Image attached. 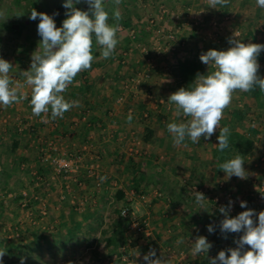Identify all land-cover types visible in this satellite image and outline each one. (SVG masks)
Here are the masks:
<instances>
[{
	"label": "crops",
	"instance_id": "0c3cea01",
	"mask_svg": "<svg viewBox=\"0 0 264 264\" xmlns=\"http://www.w3.org/2000/svg\"><path fill=\"white\" fill-rule=\"evenodd\" d=\"M150 1L152 3L154 2V0H149L147 4L151 5ZM165 1L174 10L188 9L190 6H194L193 4L197 6L202 2L206 6L205 8L212 10V12L222 8L219 6L218 9L208 7L207 0H200V3H198V0ZM104 2L109 3L107 6L111 7L109 13L111 16L114 9L119 7L121 14H123L122 16H124L127 22L137 20L134 12L137 3L133 2V0H121L119 6L114 5L112 3L113 0H104ZM78 6L80 8V5ZM223 8L232 13L230 25L240 28L243 32V37L249 43L264 44V30H262L264 28V8L257 6L256 0H230L228 5ZM0 11H3L2 7ZM1 20L2 18H0V23H2ZM166 25H168L167 21L165 23ZM9 30L14 31L17 29L7 26V31ZM189 33V39L190 41H194V46L191 44V47H181L178 53L175 54L173 61L181 54L199 58L202 53H206L210 49L227 50L229 48L228 38L225 36L220 45L216 46L207 39L203 30L200 33L189 30ZM12 49L11 44L8 45L0 41V52L3 54V59L10 58V60L13 59L16 62L20 61L21 57H17ZM132 50L133 48L130 49V51ZM97 52V56H94L91 69L78 74L80 78H75L67 92L63 94L68 101H79L80 107H73L64 114L63 119L57 118L55 121H57L58 126H51V121L53 120L51 119L50 112L46 117L44 114L40 117L33 116L30 107V89H24L28 92L29 101L24 99L21 103L13 104L7 108L0 106V176L10 173L11 169L15 166L19 171L21 170V175L28 172L29 168L27 166V168L24 167V162L28 163L31 159L30 154L38 148V143L29 136L27 137L26 133H18L15 130L17 122L25 120L28 116H31L30 120L34 124V129L37 134L43 139H54L59 146L67 145L69 151L79 149L87 141V135L93 133L94 138L92 142L95 148L93 150H97L101 155L100 167L106 173L105 175L109 183L106 182L107 180H103L102 183L98 184L90 180L82 193L88 194L89 197L93 195L95 198L99 197L100 194L104 198L105 204L103 203V205L106 206V209L103 211L104 215L107 213L106 211H112V208L109 206H118L123 201L114 196L116 189L123 190V199L130 200V202L135 199L136 208H138V203L143 204L144 202L147 204L143 205L147 208L145 212L147 214L154 212L156 215L151 216L161 221L159 224H162V227L158 231H155L157 237H150L146 241L155 250L156 258L161 256L166 257L167 251L170 250L173 253L175 262L178 261V264H182V262L185 264H206L208 261L206 256L203 254L193 256L191 254L193 242L198 236H205L208 242L211 243L212 247L209 252L213 253L214 257L218 255L219 251L224 250L219 248L221 247L220 244H222V247H226L225 251L229 248L237 247V245L231 243L227 244L224 234H214L215 229L211 234L208 233L207 228H205V233L196 231L194 223L197 218H201V215H186L185 211L182 210L181 204L177 206L172 205L173 196L177 191L176 183L178 177L186 171L189 173L190 171H200L202 167H206L205 160H208L207 164L210 165V149L208 145L216 137H210L209 143L207 144L205 143V138L202 136L200 141L195 144L187 140L182 145H174L172 136L167 131L166 126L170 122H177L175 119L167 118L165 120L164 118L165 121L163 122V120L154 118L145 120L140 116L143 108L148 109L150 99L153 97V91L151 93L152 96L148 95L146 97L142 95V97L136 99L137 102L133 98L127 97L126 100L129 98L132 100H124L119 106L115 104L116 100L114 101V98L126 92L123 83L128 79L127 74L129 71L134 68L137 69L140 66L139 68H142L143 71L152 73L156 69L160 70V64L165 65V62L167 64L170 62L165 61V59H160L158 60L160 61L159 65L155 62L151 65L146 59L137 58L135 55L136 51H134L129 54L125 63H119L115 53L110 58L103 59L99 46ZM25 57L23 56V59ZM27 60L29 61L28 58ZM258 61L261 63L258 72L264 78V50L259 54ZM29 63L25 65L21 63L15 67L13 66L10 73L27 71L28 66L30 67L31 65ZM153 66L156 67L153 68ZM207 69L209 71L212 70L208 66ZM11 78L15 82L23 83V81H20V78L16 79L12 76ZM22 79L24 80L25 78L22 76ZM151 81L150 76L149 81L147 80L145 82L146 92L152 88ZM137 91L141 95V89ZM238 92L241 93L242 97L241 103L239 102V108L243 109L248 99L254 93V90ZM261 100L264 101V96H262ZM159 101H162V99L160 98ZM128 106L134 108V113H131L133 117L131 124L127 122L129 115L127 111ZM248 113L251 114L248 121L243 116L238 120L240 124L236 125L231 123L234 129L245 137H249L251 140V150L244 155L245 158L250 155L252 156V151H255V154L264 152V104L257 109L250 108L246 114ZM84 125H90L91 127L86 137L81 139L77 137V131ZM109 128H114V135L103 138L102 132H105ZM248 131H250L252 136ZM132 142L138 144L140 154L137 157L131 158L127 156L125 149ZM88 160L87 158L84 160L85 164L88 163ZM22 180L26 182L24 177H22ZM78 185L79 187L81 186V184ZM99 185H102V187L100 188ZM112 185L115 187H112ZM128 188L134 189L136 192H141V198L138 200V196L134 197L132 191L127 190ZM157 190H160V192L158 193ZM49 194L52 195H50V203L54 208L59 209L58 212L60 215L72 214L68 208L65 210L61 204L75 197L72 196L74 194L73 191L66 193V200H56L57 205L53 204L52 199L55 197L58 199L57 188L54 187ZM80 198L83 197L80 196ZM95 198L94 202H97ZM72 201L70 199L71 203ZM90 209L86 211V214L95 211L92 208ZM149 216L147 215V218ZM228 216L230 217V215ZM217 217L218 215H215L212 222L218 221L219 219ZM236 235L241 236L243 232L236 233ZM213 236L217 237L218 243L214 242L212 239ZM180 238H183V243L178 244L177 241ZM247 249L248 246H245V250ZM226 255H230V253L226 251ZM207 264H209V261Z\"/></svg>",
	"mask_w": 264,
	"mask_h": 264
},
{
	"label": "clouds",
	"instance_id": "9594fccd",
	"mask_svg": "<svg viewBox=\"0 0 264 264\" xmlns=\"http://www.w3.org/2000/svg\"><path fill=\"white\" fill-rule=\"evenodd\" d=\"M81 0H65L63 7L67 9L66 18L62 26L57 27L53 16L47 13L30 11L29 19L39 18L37 26L38 35L41 37L39 46L32 54L30 69L21 72L25 78L23 83L15 82L9 75L12 64L0 58V106L5 108L21 103L28 99L30 89V107L33 116L46 117L49 112L51 119H63L64 114L73 107H80L79 101H68L63 95L67 92L75 78L83 71L92 67L94 60L93 44L99 46L101 57L110 58L119 43L118 32L122 19L119 7L112 12V19L117 23L109 24V11L106 10L104 0H85L88 10L83 11L75 7ZM119 6L121 0H113ZM229 0H207L210 8L225 7ZM257 6L264 8V0H256ZM6 13L0 11V18ZM18 13L17 16H23ZM231 45L227 50L210 49L202 53L200 61L211 68L206 74H197L193 83L186 89L181 87L168 97V103L174 106V115L183 116L187 122H170L167 131L172 136L176 146L184 144L187 140L198 143L203 136L209 139L219 128L218 151L223 152L229 148L230 129L221 127L220 121L224 117L237 91L249 92L254 87L264 92V78L258 76V56L264 50V44L244 43L239 39L231 38ZM131 112L127 122H132ZM244 160L240 154L223 163L218 164V169L223 170L227 178L233 175L244 179L246 171L243 167ZM101 181L106 177H101ZM206 197L201 192H195V202L201 208L205 207ZM228 208L221 207L219 211L224 214L220 222V231L227 238V233H241L243 235L235 240L237 247L219 251L218 255L209 260V264H264V211L256 213L248 209L235 217L228 216ZM241 208H246L244 201L240 202ZM126 210L121 213L124 215ZM253 217H258V221ZM208 232H214V227L207 226ZM177 243H183L180 238ZM245 246L248 249L245 250ZM212 247L205 236H198L193 242L191 254H206ZM6 250L0 249V264ZM127 259V257H126ZM146 264H169L161 256L156 258V252L151 249L144 255ZM21 264H24L23 259Z\"/></svg>",
	"mask_w": 264,
	"mask_h": 264
},
{
	"label": "rangeland",
	"instance_id": "374dc122",
	"mask_svg": "<svg viewBox=\"0 0 264 264\" xmlns=\"http://www.w3.org/2000/svg\"><path fill=\"white\" fill-rule=\"evenodd\" d=\"M198 1H199L198 3H200V0ZM64 2L65 0H0V10L2 7L3 11L6 13V15L2 17V20H1L2 23H0V27H1L0 41H3L5 44H8V45L11 44L13 47L12 49L13 53H16L15 55H17V57H21L20 61L18 62L14 61L13 59L10 60V58L6 59L8 62H11V64L14 63L12 66L15 67L17 64L19 65L21 63H24L25 65V64H28L29 62H30L29 64H31L32 54L36 51V49L39 46V42L41 41V37L38 35V31H37V26L39 24V18H37L36 20L29 19L30 11L32 9H35L38 13L43 12V13H47L50 15L51 8L59 4H64ZM133 2L137 3V6H135L136 9L134 11L135 15L137 16V20L136 21L131 20L130 22L129 21L127 22L124 19V16H122V19L118 22L121 28L117 34L119 43L114 52L115 56H117V59H118V56H120L122 52L126 49L128 53L126 56H124L125 62L129 54L134 51H136L135 55L137 58L144 59L142 53L140 52L139 48H137V46L131 47L130 45V47L133 48L132 51L129 50L130 47L126 48L127 44L130 43L129 30L135 29L138 31V41L142 43L143 45H146L150 49L149 56L152 57L154 59L153 61L155 63H158L159 65L160 61L158 60H160V58L159 59L157 58L155 60L156 54L151 49V46L155 39H154V36L152 35V30L150 32L149 30L145 28V21L150 16L156 17L158 15L159 7L161 4L168 7L172 11L174 9H172V6L168 5V3L165 0H154L153 3L150 1L151 5L147 4L149 0H133ZM108 4L104 2L106 10H108L110 13L111 7H108L107 6ZM78 5H80V10H83V11L88 10L89 6L85 2V0H81V2ZM193 5L194 6H190V8L188 9H177L175 10V13L176 12L180 13L181 17H184V19H186V15L188 13H194L197 9H203L206 15L213 13L212 10L205 8L206 6H204L203 2L201 4H198L197 6L196 4H193ZM216 11L220 12V9ZM18 13H23L24 15L18 17L17 16ZM64 19L65 18L56 20L57 27L62 26V21ZM109 20L110 22L112 20V22L111 23L109 22V24L117 23L115 20L112 19V16L110 14H109ZM166 21L168 22V25L165 26ZM7 26L16 28L17 30L7 31ZM174 26H175V20L172 19L171 16L167 18L164 17L161 20L159 19L157 21L155 28L156 29L158 28L161 31L160 40H162V38H164L169 32H171L174 29ZM153 28L154 27H152L151 29ZM202 30L204 31V29H200L197 31L200 33V31ZM178 35L186 39V44L184 45L185 47H191V44L194 46V41L193 40L190 41L189 39V36H190L189 28H184L182 32H180V34ZM166 54L168 56L162 57L161 59H165V61H168L170 63L167 64V62H165V65L160 64L161 66L160 70L158 69L154 70L152 72L153 74L147 73V76L142 81V82H146L147 80L149 81V78L151 76V80H152L151 90L146 92L145 86L141 85L139 88L142 91L141 95H139V92L136 91V94H135L136 96L133 100L137 102L136 100L137 98L142 97V95H145L146 97L148 95L150 96L153 91V97L152 98L149 97L151 99H150V105L148 106V109L143 108L142 111L144 110L151 111L154 113V115L162 114L165 120L167 118H171V119H175L177 122H187L188 118H185L183 116L177 117L174 115V106L170 105L167 101L168 97L173 93V83L175 79L171 75V72H169V68L171 66V63L173 62V58L176 53L168 54L166 52ZM5 55H4V58H5ZM23 56H26L25 59H23ZM27 58L29 59V61L27 60ZM152 64L153 62L151 63V65ZM139 67L137 69L134 68L131 71H129V68H128L129 73L127 75L131 76L134 72L138 70H142V68H139ZM155 67L156 66H153V68ZM29 69L30 67L28 66V70ZM9 75L12 77H15L16 79L20 78L21 79L20 81L24 82V80L22 79L21 72L9 73ZM77 77L80 78V75H78ZM117 97L114 98V101L117 99ZM126 98H125V101H127ZM160 98L162 99V101H159ZM241 101H242L241 93H239L238 91L235 92L233 94V99H232L230 106L227 109H225L224 117L220 121L221 127H224L225 125L231 124V123L236 124V125L240 124L238 121L240 120L239 119L240 117L237 115V113L235 114V116H232L228 113V110L238 109L239 102L241 103ZM115 104L117 106L120 105L119 103H116V102ZM250 116L251 114L249 113L246 114L245 119L247 118L246 120L248 121ZM152 118L156 119L155 116H153ZM218 131H219V128L216 129V131L211 137H217ZM248 132L250 134V131ZM209 140L210 139H205V143L206 144L209 143ZM213 141H215V139ZM210 145H208L209 149H210ZM254 152L255 151L251 152V154L253 153L252 156L250 155L244 159L245 163L243 167L247 173L246 178L244 179H240L236 176H234L233 178H227L224 172L221 173L220 175H216L214 171H212L213 170L212 165L207 164L208 160L207 161L205 160L206 167L204 168L202 167L200 171H190V173L186 171L185 173H182L178 177L176 184H177L178 195L179 196L182 195V197H184V199L181 200V206H182V210L185 211L186 215L188 214L195 215V214H192L193 212L194 213L212 212V210L215 209L214 204H212V196L222 195L223 191L225 190L230 191V193L232 194L231 197L226 199L225 201L226 208H228L229 201L232 202L231 207H230L231 211L228 210V215H230V217H235L239 213L246 211L250 209L251 207H252L251 209H257V213H259L260 211H264V197L260 199H254L253 196L251 195V192L256 189L254 180L264 181V152H262L261 154H255ZM38 156H39V150L38 148H36V150L35 151L33 150V152L30 154L31 159L28 161V163L24 162V167L27 166L29 168L28 172L24 173V175H21L20 173L21 170L19 171V169L16 168L15 166L14 168L11 169L10 173H6L5 175L0 176V189L8 190V191H15L20 188H27V190L29 191L31 195H35V194L41 195L42 198L45 199L46 204H47L46 205V211H47L46 215H29V216L18 215L19 208L18 209L15 208L17 209V211H14L13 209L16 206L13 204L9 205L11 198L0 204V234L6 233L8 234V236H10L14 233L13 231L15 230L10 229L9 227H10V222L14 219L15 215L19 216L17 217V219L18 221L20 220L22 224L30 225V229H26L24 232H22L21 230L19 232L18 237H12V236L8 237L19 243L21 241L22 242L26 241L28 239V236H31L32 232L37 231L39 226L40 227L45 226L46 222L50 223L51 225H54V224L60 225L62 234H64L65 226L67 224L69 225L71 221L73 220L81 221L83 219V215L86 214V211L91 210L90 208L93 207L94 204L96 205H100L103 203L105 204L104 198L101 197L100 194H99V197L97 198L91 195L92 198H95V200H97V202H93L90 200L88 194L82 193L83 190L85 189V186L88 185L90 180L93 183H95V180L87 177L83 170H81L76 176L75 175L74 176L59 175L54 178H48L46 180H42V183L39 184V186H33L34 184L33 182L36 180V175L39 174L38 172L36 174L33 173L34 171H38L37 167L40 163L39 162L40 159ZM34 162L36 163L33 164ZM103 173H104V177H106L105 180H107V176L105 175L106 173L104 171ZM22 177L25 178L26 182L22 180ZM74 177L76 178V180L80 181L81 183L80 187L77 184V182L74 181ZM20 178H21V181H23L24 186L19 185ZM220 180L224 181V184L222 186L219 185ZM106 182H108V180ZM100 183H102V181H100ZM66 184H70L67 190L65 188ZM193 185H196L197 187H199L200 190L199 191L193 190L192 188ZM54 187L57 188L58 195L61 193L60 192L61 190L65 189V193H70L71 191H73L74 194H72V196L78 197V198H75V197L70 198V199H73L77 203V209L71 208V205L73 203L70 202V199H68L67 201L68 203L65 202L61 204L65 208V210L68 208V210L72 212L71 215H60L58 212L59 209L54 208L52 204L50 203L51 194H49V192H51ZM99 187L101 188L102 185H99ZM112 187H115V186L112 185ZM127 190L128 191L131 190L134 193L133 195L134 197L138 196L137 197L138 200L141 198V192H136L134 189H131V188L130 189L128 188ZM157 191L158 193L160 192V190H157ZM195 192H201L204 194V196L207 199L204 202L205 207L201 208L199 205H197V203L195 202ZM136 194H139V195H136ZM80 196L83 197V199L84 198L87 199L82 204L81 203L78 204V202L82 200ZM174 196H173V199H174ZM52 199H53V204H56V205L58 204L56 203V200H66L64 198H59V197L58 199L56 197ZM134 200L131 202L129 200L127 205L133 210V212L135 213L137 217H139L140 219L144 218L148 221L149 235H134L133 237H131V235L128 232L126 233L128 242L125 248H123V250L126 251L123 255H126V257L128 258V261L125 262L122 260V264H146V262L142 259V254L146 248H149L150 250L152 249L151 244H147L148 242L146 241L150 237H157L155 234V231H158V229L162 227L161 226L162 224H159V222L161 221L151 216V215H156L154 212L150 214H147L145 212L147 208L143 206L145 204L144 202L143 204L138 203L137 204L138 208H136V203ZM241 201L246 202L247 204L246 208H241L240 206ZM122 205H123V201L118 206L117 205L109 206L110 208H112V211L111 210L106 211L107 213L104 216L105 222L102 226V229H106L107 226H109L112 219L115 217V210L121 207ZM49 210H50V214H49ZM38 211H39V206L34 205V214H37ZM147 215H150L149 218H147ZM215 215H218L217 219H219L218 222L220 225V222L224 219V214H222L218 210L217 212H215ZM29 218L34 219L36 221L35 224H31L29 222ZM253 219L258 221V217H253ZM190 222L192 221L190 220ZM194 226L196 227V231L200 233H205V228H207L208 225L206 224V220L204 218L201 220H197V222L194 223ZM219 233H221L220 227L219 226L215 227L214 234L219 235ZM130 238L131 240H129ZM212 239L216 243L219 242L216 236H213ZM102 245H103V236L99 232V230L93 231L88 234L85 232V227H83L81 232L77 233L76 235H67V236L64 235V241H63V244L61 245H56V246L50 245L49 240H42L39 245V248L34 252V254L31 255L30 259L34 261V263L32 264H107ZM170 264H174V262L171 261ZM182 264H185V263L182 262Z\"/></svg>",
	"mask_w": 264,
	"mask_h": 264
},
{
	"label": "built area",
	"instance_id": "2783aa9c",
	"mask_svg": "<svg viewBox=\"0 0 264 264\" xmlns=\"http://www.w3.org/2000/svg\"><path fill=\"white\" fill-rule=\"evenodd\" d=\"M174 13V14H173ZM171 16L172 19L175 20V26L174 29L169 32L162 40L161 38V31L157 28H155L157 21L160 19H163L164 17L167 18ZM232 19V14L230 12H219L214 11L213 13L206 15L203 9H199L195 11L194 13H188L186 15V19L184 17H181L180 13L176 12L175 10H170L168 7L164 6L163 4L160 5L158 15L150 16L145 21V28L151 32L154 36V42L151 46L152 51L156 54L155 60L162 57H167L169 54H175L178 52V50L183 47L186 44V39L178 34L182 32L184 28H189L190 31L196 32L197 30L204 29L205 35L207 39L212 42L214 45H220L222 39L225 37L228 38V43L231 38H236L241 40L244 43H249L244 37L243 32L240 28L230 25ZM154 27L153 29H151ZM121 28V27H120ZM264 30V28H262ZM129 39L130 43L127 44L126 48H129L130 45L137 46L139 48L140 52L142 53L144 59L147 60V62L152 63L154 62L153 58L149 56V48L146 45H143L138 41V31L135 29L129 30ZM231 45L229 44V47ZM129 48V50L131 49ZM128 51L126 49L122 52L120 55V61L121 63H124V56H126ZM166 54V55H164ZM0 58H3V55L0 52ZM260 67L261 63L258 61ZM147 76V72L143 70H138L134 72L131 76H128V79L123 83L124 89H126L125 93H121L116 99V102L119 104H122L125 100V98L131 97L135 98L136 91L140 88L141 82L143 79ZM29 98V95H28ZM29 101L28 99H25ZM128 113H134V108L132 106H128L127 108ZM148 111L144 110L141 111L140 116L146 117ZM31 116H28L25 120L17 122L15 125V130L18 133H26L27 136H29L31 139L35 140L38 143V150H39V159L40 162L43 165H46L50 168V173L46 177H41L40 174L36 175V180L33 182V186H39V184L42 183V180H46L48 178H54L59 175L63 176H76L81 170H83L87 177L90 179H94L96 183L100 184L101 177H104V173L101 170L100 167V159L101 155L97 150H93V138L94 134L89 133L87 135V141L82 144V146L79 149L69 151L67 145L59 146L54 139L48 138L43 139L39 134L36 133L34 125L31 123ZM51 124L53 127L57 125V121L53 120L51 121ZM115 133L114 128H109L105 132H102L103 138L112 137ZM125 152L128 157H137L140 154V149L138 148V144L136 142H132L128 144V146L125 149ZM89 156H88V155ZM90 157V158H89ZM89 159L88 163L85 164L84 160ZM34 174L37 173V171L33 172ZM234 175L230 178H233ZM257 179V178H256ZM74 181L77 182V184H81L80 181L76 180L74 177ZM255 182V190L251 192V195L254 199H260L264 197V181H256ZM224 184L223 180H220L219 185L222 186ZM70 184H66L65 188H69ZM193 190L199 191L200 188L196 185H193ZM22 198L19 201V213L18 215H46V201L42 198L41 195L35 194L31 195L27 188H21L18 191ZM59 198L65 197V189L60 191ZM15 191H8L0 189V204L2 202H5L6 200L12 198L15 195ZM132 194H134L132 192ZM139 195V194H136ZM230 191H223L222 195H213L212 196V204H214L215 209L218 211L222 206L226 207V199L231 197ZM91 201L94 202V198L89 197ZM73 200V199H72ZM86 198H82L78 204H82L84 201H86ZM31 204V206H28V204ZM72 203L74 204V208L77 209V203L73 200ZM34 205L39 206V211L37 214H34ZM251 207V206H250ZM249 207V208H250ZM252 208V207H251ZM250 208V209H251ZM125 212L124 215H121L122 212ZM231 211V208L229 209ZM257 213V209H253ZM119 214L122 218H124L126 222V232H128L131 237L134 235H149L148 231V221L146 219H140L135 215L133 210L127 205L123 204L121 207H119ZM19 217V216H18ZM29 222L31 224H35V220L32 218H29ZM16 231V230H15ZM13 231L14 233L8 237H18L19 232ZM131 240V238L129 239ZM150 251L149 248H146L142 254V259L144 255L148 254ZM203 254V253H201ZM206 256V259L208 261L211 258H214L213 253L208 252ZM169 264L171 261L174 262V264H178V261L175 262L173 259V253L169 250L167 251L166 257H165ZM123 261H128V258L126 259V255H122ZM207 261V263H208ZM206 263V264H207Z\"/></svg>",
	"mask_w": 264,
	"mask_h": 264
},
{
	"label": "trees",
	"instance_id": "16d2710c",
	"mask_svg": "<svg viewBox=\"0 0 264 264\" xmlns=\"http://www.w3.org/2000/svg\"><path fill=\"white\" fill-rule=\"evenodd\" d=\"M230 1V0H229ZM75 7L79 8L78 5H75ZM80 9V8H79ZM220 12L226 13L228 12L225 8H219ZM67 9L63 7V4H59L51 8L50 10V16H53L55 22L57 19L66 18ZM143 33V32H142ZM97 48L98 45L95 43L93 44V55L97 56ZM179 51V50H178ZM118 62L120 63V56H118ZM209 70L207 69V66L203 64L200 59L196 56L191 55H185L181 54L179 55L172 63L169 68V72H171V75L174 77V83H173V93L179 90L181 87L188 88L194 81L196 75L199 74H206ZM258 76L262 78V74L258 72ZM141 85L146 87L145 82H141ZM254 93L251 95L250 99H248L247 103L245 104V107L243 109H229L228 113L232 116L237 115L239 117H243L246 115V113L249 111L250 108H259L262 104H264V101H262V96H264V92H261L257 87H254ZM132 99L129 98L127 101H131ZM153 116L156 117L158 120H164V117L162 114H155L151 111H148L147 116L143 117V119L148 120L151 119ZM229 127L230 129V136H229V148L225 149L223 152L218 151V136L215 141L211 142L210 145V165H212L213 171L216 175H220L223 173V170L218 169V164L223 163L229 159L234 158L236 155L240 154L245 159V154L250 152L251 150V140L249 137H245L244 135L240 134L239 131L234 129L231 124L225 125ZM90 125L88 126H81L77 131V137H80L81 139H84L86 135L89 132ZM40 162V161H39ZM37 172L40 174L41 177H46L50 173V168L46 165H43L41 162L39 163L37 167ZM19 185H23V181H21V178L19 180ZM21 189V188H20ZM18 190H15V195L10 199V204L15 205L14 211H17L19 208V201L22 198L21 194L18 192ZM66 196V195H65ZM114 196L117 199H122L123 204H128L127 199L124 198V193L122 189H116ZM59 197V195H58ZM65 199V197H64ZM184 197L182 195H178L176 191V195L174 196L172 205H179L181 204V200H183ZM28 206H31L29 203ZM17 208V209H15ZM71 208H74V205H71ZM94 212H88L87 214L83 215V219L80 221L73 220L71 223L65 226L64 234H62L61 226L58 224L51 225L50 223L46 222V225L43 227H38L37 231H34L31 233V236H28V239L24 242H16L12 240L11 238H8V234L1 233L0 234V249L6 250V254L3 257V264H20L21 260L23 259L24 264H32L34 261L30 259L31 255L34 254V252L39 248V245L42 240H49L50 245H61L64 241V235H76L77 233H80L83 227H85L86 233H91L93 231L99 230V232L103 236V252L104 256L106 258L107 264H122V255L126 252L123 250L125 248L128 238H127V232H126V222L124 218L121 217L119 214V208L115 210V217L112 219L109 226H107L106 229H102V226L104 224L105 215L104 210L106 209V206L103 204L96 205L94 204L93 207H91ZM215 212H217L216 209H213L212 212H206V213H192L195 215H201V218H197V220L204 219L206 220L207 225H212L215 229V227L219 226V222L216 220L212 222V219H214ZM13 217V216H12ZM17 215L14 216V219L10 222V229L12 230H18L20 232H24L26 229H30L29 224H22V222L17 219ZM91 220V221H90ZM197 220H195L197 222ZM22 224V225H21ZM189 225V224H188ZM233 234V235H232ZM239 235L237 236L236 233H228L227 238L225 239L226 243L229 244H235V240L239 239ZM222 249H226V247H222V244H220ZM122 249V250H121Z\"/></svg>",
	"mask_w": 264,
	"mask_h": 264
}]
</instances>
